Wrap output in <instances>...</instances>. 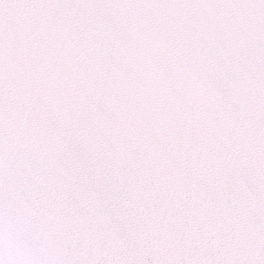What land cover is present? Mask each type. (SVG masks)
Listing matches in <instances>:
<instances>
[{"label":"snow or ice","instance_id":"snow-or-ice-1","mask_svg":"<svg viewBox=\"0 0 264 264\" xmlns=\"http://www.w3.org/2000/svg\"><path fill=\"white\" fill-rule=\"evenodd\" d=\"M0 264H264V0H0Z\"/></svg>","mask_w":264,"mask_h":264}]
</instances>
